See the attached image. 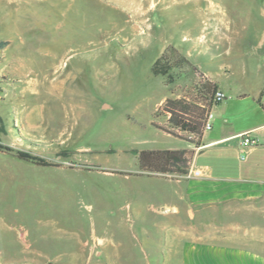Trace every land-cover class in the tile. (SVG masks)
<instances>
[{"label": "rangeland", "instance_id": "374dc122", "mask_svg": "<svg viewBox=\"0 0 264 264\" xmlns=\"http://www.w3.org/2000/svg\"><path fill=\"white\" fill-rule=\"evenodd\" d=\"M261 39L264 0H0V264H180L183 243L159 229L192 211L213 226L248 215L258 242L231 250L264 256V189L228 212L191 204L196 178L138 160L188 146L153 123L172 128L163 102L192 98L200 73L227 94L261 86ZM167 48L191 67L154 75ZM212 158L197 152L195 166Z\"/></svg>", "mask_w": 264, "mask_h": 264}, {"label": "crops", "instance_id": "0c3cea01", "mask_svg": "<svg viewBox=\"0 0 264 264\" xmlns=\"http://www.w3.org/2000/svg\"><path fill=\"white\" fill-rule=\"evenodd\" d=\"M258 47L263 50L264 58V39L258 42ZM262 69L264 72L263 66ZM200 76L215 84L226 98L212 106L211 129L202 131L200 146L196 150L195 144L189 142L187 147L165 150H195L191 162L194 166L197 152L211 150L215 159L200 167L203 176L196 178L195 184L201 188L193 186L192 192L196 199H189V203L220 205L228 212L235 209L232 207L234 204H253L259 200L234 198L244 193L245 197L250 198L251 190L264 189V83L251 92L227 94L214 78L203 73ZM179 98L188 99L186 96H177L176 99ZM242 134H247L254 141L253 145L245 149L243 160L240 159ZM226 172L230 174L226 175ZM201 189L206 196H197ZM206 215L202 211L190 212L187 215L190 223L186 226L181 215L176 213L161 224L159 230L164 236L170 237L173 243H183L180 253L175 255L180 264H264V256L245 253L244 247H237L238 251L231 250L234 249L231 244L234 240H242L248 245L258 242L257 230H248L242 224L249 218L246 217L248 215L237 217L240 215L233 211L222 214L230 216L224 217V221L217 226L205 223Z\"/></svg>", "mask_w": 264, "mask_h": 264}, {"label": "trees", "instance_id": "16d2710c", "mask_svg": "<svg viewBox=\"0 0 264 264\" xmlns=\"http://www.w3.org/2000/svg\"><path fill=\"white\" fill-rule=\"evenodd\" d=\"M7 42L0 41V50L5 48ZM174 63L180 67L182 64L190 66L188 60L173 48H167L155 61L152 68L154 75H167L169 66ZM201 78V76H199ZM194 89L192 98H166L162 110L168 115V123L171 129L153 126L164 133L175 138L200 146V139L205 124L206 115L213 106L211 99L217 86L205 78ZM203 102L204 106L200 104ZM2 128L0 127V130ZM182 133L191 134L194 137H184ZM1 150V149H0ZM194 156V150H146L138 155L139 164L144 171L157 173H175L184 175L187 173ZM17 157L23 161L30 162L36 166L47 167L50 164L43 159L34 157L28 153L19 152Z\"/></svg>", "mask_w": 264, "mask_h": 264}, {"label": "built area", "instance_id": "2783aa9c", "mask_svg": "<svg viewBox=\"0 0 264 264\" xmlns=\"http://www.w3.org/2000/svg\"><path fill=\"white\" fill-rule=\"evenodd\" d=\"M262 66L264 68V58L262 59ZM225 94L220 91V90H216L215 93L212 96L211 102L214 105H217L221 102H223L225 100ZM203 106L205 104H202ZM211 111L209 113H207L206 115V120H205V124L203 126V131H208L211 129ZM254 144V141L252 139H250L248 137L247 134H242L240 135V148H241V153H240V159L243 160L244 159V151L245 149H247L248 147H250L251 145ZM203 176V169L202 168H197L193 165V163L190 164L189 169L187 171L186 174H184L185 178L188 179H192V178H198Z\"/></svg>", "mask_w": 264, "mask_h": 264}]
</instances>
